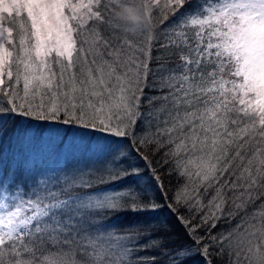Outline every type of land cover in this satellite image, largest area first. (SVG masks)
Wrapping results in <instances>:
<instances>
[{
	"label": "snow or ice",
	"instance_id": "6c2138e0",
	"mask_svg": "<svg viewBox=\"0 0 264 264\" xmlns=\"http://www.w3.org/2000/svg\"><path fill=\"white\" fill-rule=\"evenodd\" d=\"M6 138L73 160L0 150V264H264V0H0Z\"/></svg>",
	"mask_w": 264,
	"mask_h": 264
},
{
	"label": "trees",
	"instance_id": "16d2710c",
	"mask_svg": "<svg viewBox=\"0 0 264 264\" xmlns=\"http://www.w3.org/2000/svg\"><path fill=\"white\" fill-rule=\"evenodd\" d=\"M43 144L39 143L31 148H26L25 150L21 151L19 146L16 144L14 140H11L10 138H6L2 145H0V150H2L3 153V159L5 164H9L13 162V158L16 162L25 163L28 167L35 166L36 163H41L43 161H35L34 156L37 155L36 153L41 150L43 155V159H47L45 153L43 152ZM40 160H43V159ZM49 160V159H47ZM46 162V160H44ZM133 163H140L139 161H133ZM141 172H143V169H140ZM165 180L167 191L169 195H171L172 191L174 190L176 186V179L175 177L168 178V177H162ZM149 196L154 195L153 192L148 193ZM168 222L169 225V235H170V247L169 251H174L176 248L182 247L189 243L187 236L185 235V232L183 228L177 223V221L171 217V215L164 213L160 216H147L143 217L141 220L138 221H132L131 219L123 220V223H141L144 225H147L148 223H152L159 226L162 222ZM162 260L166 259V257H162ZM197 264H199V258H197Z\"/></svg>",
	"mask_w": 264,
	"mask_h": 264
},
{
	"label": "rangeland",
	"instance_id": "374dc122",
	"mask_svg": "<svg viewBox=\"0 0 264 264\" xmlns=\"http://www.w3.org/2000/svg\"><path fill=\"white\" fill-rule=\"evenodd\" d=\"M41 144H43L44 146L42 148L43 152L46 155L44 157H47V159L49 160L43 159L42 158L43 153L41 150H39L36 153L37 155L34 156V159L35 161H43V162L36 163L35 167L41 168L49 172L53 170L59 171L60 169H63L67 163L72 162L73 158L69 156L66 152L56 149L52 144L46 141L42 142ZM41 158L43 160H40ZM44 160H46V162ZM140 183L142 185H148L149 184L148 177H145L142 181H140ZM149 192H152V191L150 190Z\"/></svg>",
	"mask_w": 264,
	"mask_h": 264
}]
</instances>
